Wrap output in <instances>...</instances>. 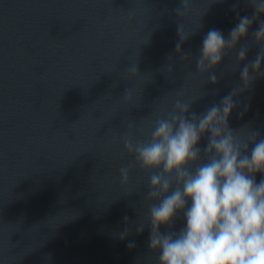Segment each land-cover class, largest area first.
<instances>
[{
    "label": "clouds",
    "instance_id": "clouds-1",
    "mask_svg": "<svg viewBox=\"0 0 264 264\" xmlns=\"http://www.w3.org/2000/svg\"><path fill=\"white\" fill-rule=\"evenodd\" d=\"M249 2L253 15L239 17L227 38L218 29H210L203 38L196 67L199 72L208 71L213 84L218 77L209 70L220 65L227 52L237 49L252 24L264 14V0ZM187 8L188 0H182L177 15L183 16L180 9ZM177 31L179 52L188 36L183 35L180 25ZM252 36L260 50L240 70V85L219 103L189 115L191 105L177 99L166 116L153 122L148 139L122 137L134 162L120 168L121 185L129 184L133 167L150 173L145 195L148 247L158 254V264H264V137L253 130L243 137L240 129L229 126L237 107L234 97L247 90L257 76L264 75V21ZM249 48L239 47L237 63L246 59ZM124 71L129 79L139 76L138 61ZM123 99L131 103L133 91L126 89ZM205 137L207 142L201 147ZM181 217L183 225L177 230L175 224ZM124 220L127 224L128 218ZM144 228L140 225L136 232L142 233ZM129 234L126 227L120 239ZM135 246V241H128L129 249Z\"/></svg>",
    "mask_w": 264,
    "mask_h": 264
}]
</instances>
